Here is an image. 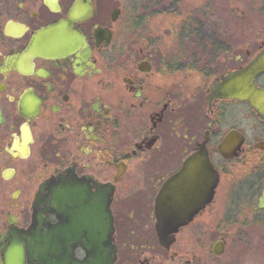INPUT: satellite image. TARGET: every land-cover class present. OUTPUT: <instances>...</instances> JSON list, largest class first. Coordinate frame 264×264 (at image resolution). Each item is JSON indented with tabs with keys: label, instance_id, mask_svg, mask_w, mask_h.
<instances>
[{
	"label": "flooded vegetation",
	"instance_id": "af4514ba",
	"mask_svg": "<svg viewBox=\"0 0 264 264\" xmlns=\"http://www.w3.org/2000/svg\"><path fill=\"white\" fill-rule=\"evenodd\" d=\"M239 1L0 0V264H264V116L212 94L264 51Z\"/></svg>",
	"mask_w": 264,
	"mask_h": 264
},
{
	"label": "water",
	"instance_id": "95a60500",
	"mask_svg": "<svg viewBox=\"0 0 264 264\" xmlns=\"http://www.w3.org/2000/svg\"><path fill=\"white\" fill-rule=\"evenodd\" d=\"M52 31L48 30L47 35H51ZM52 42V39H50ZM76 42L73 37L66 35L64 39H57L52 43H58L65 49L68 43ZM51 43V44H52ZM264 72V51H262L255 59H253L249 64L240 70L233 72L226 77L221 79V83L213 88L212 94L224 99H234L240 102H246L249 106L258 114V116H264V89H258L254 85V79ZM166 195V193H165ZM211 193L208 194V198L203 201H195L185 199L181 202L179 200L173 201L176 206L181 204V211L183 214L181 216H165L162 214L157 215V220L159 223L165 222L170 223L172 226H181L189 222L195 212L198 210L199 206L207 203L210 200ZM264 201V193L261 199V203ZM157 225V235L160 241L164 240L166 233H162ZM96 234V243L93 247H84V258L81 261H68L64 259L61 264H113L115 259V248L113 244H110L109 234L104 235ZM103 235V236H102ZM101 237V238H99ZM30 255L35 259V254L33 249H29ZM38 256H41V251H38ZM66 257V256H65ZM21 264L16 250L15 253V263Z\"/></svg>",
	"mask_w": 264,
	"mask_h": 264
},
{
	"label": "rangeland",
	"instance_id": "374dc122",
	"mask_svg": "<svg viewBox=\"0 0 264 264\" xmlns=\"http://www.w3.org/2000/svg\"><path fill=\"white\" fill-rule=\"evenodd\" d=\"M253 0H240L239 6L240 11L244 10L245 14L243 19L239 21V28H240V34H245L251 32L252 28L248 26L250 23L252 24H258L261 22L262 15L259 11H257V8L255 6H252L251 3ZM246 23V24H245ZM261 252H264V250H261ZM252 256V255H250ZM249 257V255H248ZM254 257V256H253ZM256 258H260L262 262H264V254L263 253H257L255 255Z\"/></svg>",
	"mask_w": 264,
	"mask_h": 264
}]
</instances>
